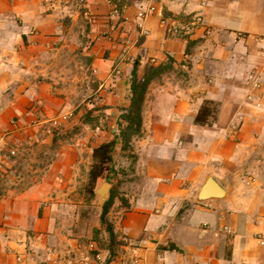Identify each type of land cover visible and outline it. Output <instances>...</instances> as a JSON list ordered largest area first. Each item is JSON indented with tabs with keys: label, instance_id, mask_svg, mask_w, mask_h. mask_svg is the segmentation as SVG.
<instances>
[{
	"label": "crops",
	"instance_id": "crops-1",
	"mask_svg": "<svg viewBox=\"0 0 264 264\" xmlns=\"http://www.w3.org/2000/svg\"><path fill=\"white\" fill-rule=\"evenodd\" d=\"M150 4L156 12L138 18ZM197 16L202 25L180 36L162 23ZM136 63L139 79L163 69L148 84L141 134L126 142L117 132ZM97 112L109 130L92 155L113 139L114 150L135 155L126 204H114L123 216L104 229L112 254L137 253L141 264H264V0H0V136L22 146L33 134L23 150L33 154L54 138L50 119L61 118L57 136L88 130L85 116ZM62 148L27 188L12 187L21 180L12 171L0 174V264H101L57 222L62 196L75 191L62 181L83 162L77 147ZM211 176L225 195L201 199Z\"/></svg>",
	"mask_w": 264,
	"mask_h": 264
},
{
	"label": "rangeland",
	"instance_id": "rangeland-1",
	"mask_svg": "<svg viewBox=\"0 0 264 264\" xmlns=\"http://www.w3.org/2000/svg\"><path fill=\"white\" fill-rule=\"evenodd\" d=\"M90 73L91 72L89 71V74ZM91 83V87L94 88V90L90 94L91 96L89 99H93L95 97V91L96 88H98L97 82L94 81ZM79 87L85 93L90 90L86 87V84H80ZM85 117V121L91 125V128L87 130L84 126L80 125L75 129L70 128L67 131L59 133L57 136L55 135L57 133L56 130L53 134H48L45 131L47 136L54 135L52 142V138L49 141L47 140L44 144L40 145L38 149H34L33 154H31L32 152L27 153L25 151H20V153L16 156L10 155L8 148L10 149L18 146L16 143L12 142V135L6 131L7 148L2 153L3 160L0 164V174L3 173L6 175L8 172L10 173V171H12V175H15L16 177L21 176L19 178L21 179L19 180L20 182L16 180L9 182L12 187L20 189L27 188L28 186L41 181L39 177L52 168L56 157L61 153L62 149H65L62 147H65L66 145L77 147L79 149V153L83 156V162L82 164L74 165L73 170L79 171L80 174H78L79 176H77L76 179L62 181V187L65 191L69 188H73L75 191L71 195L62 196V200L68 203V207L63 208L62 212L59 211L57 216L60 215L61 219L58 218L57 222H59V227L68 230V233H71L73 230L75 233L82 235L88 246L94 241L98 244L99 248L108 249L110 250L109 253L112 254V250H116V243L110 240L109 234H106L104 229L108 224L110 225L111 215L118 219L123 216L124 212H120L119 208L114 206V204L117 202L126 204L125 201L127 198L124 195L125 191H122L121 189L131 182V180L129 181V175L133 172V165L135 162V155L132 153L134 149H122L120 152L118 149H115L113 152L115 155L114 160L107 166L103 177L95 183L96 187L102 182L107 181L114 185L112 186L113 201L110 205L109 211L112 213L109 215L108 213L106 214L104 225L101 220L102 205L100 203V197H93L90 190L92 186L90 182V169L93 163V155L89 147L92 143H98L103 139L102 137L104 135H107L106 132L109 130V118L104 116L102 112H97L93 116L86 114ZM116 124L117 127H119L120 122L118 119H116ZM124 125V127H126L127 124ZM121 129L122 127L117 132V137H122ZM134 135L135 132L131 131L128 137L132 139ZM29 136H33V134L28 133L27 137ZM84 139L86 142L85 145H82L81 143ZM31 141L34 142V138ZM81 146H84V148L82 149ZM37 161H39V164ZM13 163L15 164L12 165ZM1 179L2 178H0V183H2ZM114 254L117 253L114 252Z\"/></svg>",
	"mask_w": 264,
	"mask_h": 264
},
{
	"label": "trees",
	"instance_id": "trees-1",
	"mask_svg": "<svg viewBox=\"0 0 264 264\" xmlns=\"http://www.w3.org/2000/svg\"><path fill=\"white\" fill-rule=\"evenodd\" d=\"M163 68L158 67L152 70L149 74H146L144 79H139L138 77V63L135 64L133 70V98L132 105L126 113L122 115V124H127L126 127L121 129V136L126 141L129 142L131 139L128 137L131 131H134L135 134L140 135L142 131L143 118H142V106L144 103L145 94L149 82L151 81L152 76L160 74ZM121 125V124H120ZM116 146L115 139L103 142L96 146L93 149V163L90 169V182H91V195L96 196V186L95 183L100 177L103 176L104 171L107 169V166L113 161V152ZM126 149V147H124ZM113 201V196L106 203L103 212L101 214L102 223L105 224V216L108 212V209ZM108 230L112 232V227L108 225ZM98 231V229H97ZM109 264V263H108Z\"/></svg>",
	"mask_w": 264,
	"mask_h": 264
},
{
	"label": "built area",
	"instance_id": "built-area-1",
	"mask_svg": "<svg viewBox=\"0 0 264 264\" xmlns=\"http://www.w3.org/2000/svg\"><path fill=\"white\" fill-rule=\"evenodd\" d=\"M157 10V7L155 4H150L148 7H141L138 10V18L144 19L148 15L155 13ZM119 10L116 8L114 10V15H118ZM162 23L164 26H168L169 31L174 35V36H180L184 33H189L192 26H200L203 23V20L200 16L193 17L191 21H181L177 19H171V18H166L164 17L162 20ZM208 30V29H206ZM183 68H187V65H183ZM113 73L115 75H119L121 73V69L119 67H115L113 69ZM72 114L69 113L65 115L64 117L68 118L71 117ZM48 126L45 128L46 133L48 134H53L54 131L60 127L61 125V118L60 117H54L50 119L48 122ZM6 137L7 133H4L0 136V164L2 163L3 160V151L6 150ZM32 138L31 136L24 140L22 143V146H18L15 148H8L9 154L12 156L18 155L20 151H23L25 146H29L32 144L33 141H31ZM126 241V240H124ZM264 243V242H262ZM88 251L90 253H93L94 258L96 259L97 262L101 264H106L105 262L108 261L109 264H141V257L137 253H131L130 255H126L125 253H117L115 255H108L106 256L104 250L100 249L98 247V244L96 242H91L88 246Z\"/></svg>",
	"mask_w": 264,
	"mask_h": 264
},
{
	"label": "water",
	"instance_id": "water-1",
	"mask_svg": "<svg viewBox=\"0 0 264 264\" xmlns=\"http://www.w3.org/2000/svg\"><path fill=\"white\" fill-rule=\"evenodd\" d=\"M112 184L110 182H103L97 189V195L100 197V203L103 204L110 198V188ZM224 187L214 178L209 177L200 191L201 199H208L210 197H222L225 195Z\"/></svg>",
	"mask_w": 264,
	"mask_h": 264
}]
</instances>
